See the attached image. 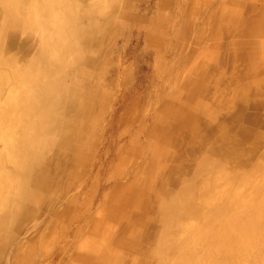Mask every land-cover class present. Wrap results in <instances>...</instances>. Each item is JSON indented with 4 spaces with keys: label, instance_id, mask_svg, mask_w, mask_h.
<instances>
[{
    "label": "rangeland",
    "instance_id": "rangeland-1",
    "mask_svg": "<svg viewBox=\"0 0 264 264\" xmlns=\"http://www.w3.org/2000/svg\"><path fill=\"white\" fill-rule=\"evenodd\" d=\"M0 45V264H264V0H0Z\"/></svg>",
    "mask_w": 264,
    "mask_h": 264
},
{
    "label": "bare ground",
    "instance_id": "bare-ground-1",
    "mask_svg": "<svg viewBox=\"0 0 264 264\" xmlns=\"http://www.w3.org/2000/svg\"><path fill=\"white\" fill-rule=\"evenodd\" d=\"M43 5V4H42ZM30 7V6H29ZM44 7H45V5H44ZM28 8V7H27ZM42 8V7H41ZM48 8V7H47ZM42 11H43V9H42ZM28 12V11H27ZM32 12V11H31ZM22 14H23V12H19L18 14H17V16L16 17H18L19 18V22L17 21V22H14L13 24L14 25H18V26H22V24L24 25L25 23H23L24 21H22L21 20V18H22ZM54 14V13H53ZM55 15V14H54ZM25 16V15H24ZM61 16V15H60ZM51 17H52V15H51ZM57 17V16H56ZM24 18V17H23ZM44 18V17H43ZM61 18V17H60ZM50 19V18H49ZM48 19V20H49ZM44 20V19H43ZM48 20H46V21H48ZM76 20V19H75ZM60 23H61V21H60ZM26 26V25H25ZM36 27V26H35ZM34 27V28H35ZM14 28V27H13ZM42 33V32H41ZM46 33H48V32H46ZM6 34V30L5 31H3L2 33H1V35H5ZM9 34V37H10V41L8 42V44H7V46H6V50H11V46L13 45V44H11V43H13L14 42V36L15 35H13V34H10V33H8ZM5 38V37H4ZM29 38V37H28ZM27 38V39H28ZM41 40V39H40ZM42 44V43H41ZM37 46V45H36ZM32 47V46H31ZM2 49H3V46L1 47V45H0V51H2ZM9 56H11L10 54H9ZM10 60H11V58H10ZM9 60V61H10ZM18 68H20V67H18ZM23 69V68H22ZM26 69V68H25ZM33 70V69H32ZM34 81V80H33ZM47 84V83H46ZM30 90H32V89H30ZM73 90V89H72ZM75 92V91H74ZM33 94V93H32ZM46 104L45 103H43V106H45ZM43 108V107H42ZM26 141V140H25ZM25 141H24V139L22 138V143L21 144H19V149H20V154H19V157L22 155V154H25L26 153V151H27V153H28V151L29 150H27V148H26V150L25 149H23V146L25 145V146H27L28 144L27 143H25ZM27 144V145H26ZM30 154H32L33 155V157L35 156V155H37V154H35V153H32V152H30ZM30 160V159H29ZM28 161V160H27ZM34 161V160H33ZM30 162V161H29ZM38 163V162H37ZM31 165H32V163H31ZM30 165V169H29V171H28V176H27V179L29 178V180L31 181L32 180V186H33V188L37 191V194H35V198H38V196L39 197H42V195H43V193H40L39 192V190H41V189H45L47 186H48V183L50 182V177H51V173H50V168H49V166L50 165H48V167H45V166H42L43 167V169H45L46 171H37L38 169H37V167L35 166V165H32L31 166ZM38 167H39V165H38ZM52 171V170H51ZM57 179V178H56ZM48 194V193H47ZM26 215V214H25ZM243 215H244V213H243V209H242V207H240L238 210H235V213H234V215H233V217H232V221H231V223H230V225H233L234 227H237V226H241L240 224L241 223H239V221L243 218ZM24 217H26V216H24ZM23 219V218H22ZM244 219H245V217H244ZM32 223V222H31ZM30 224V223H29ZM26 229H27V227H26ZM220 229H222V228H220ZM219 229V230H220ZM218 230V231H219ZM227 230H228V228L225 226V228L224 229H222V230H220L219 232H221L222 231V233H224V234H222L223 236L224 235H227ZM215 240H216V242H221L220 241V239L218 238H215ZM212 241V240H211ZM93 242V241H92ZM228 242V241H227ZM222 251H226V250H222ZM12 257H13V255H11ZM236 258V257H235ZM234 258V259H235ZM209 259H210V257H209ZM203 260V259H202ZM213 261V260H212ZM237 261V260H236ZM1 262H2V260H1ZM224 263H226V264H228L229 263V258H227V256H225L224 257ZM207 264V263H206ZM209 264V263H208ZM212 264V263H211ZM215 264V263H214Z\"/></svg>",
    "mask_w": 264,
    "mask_h": 264
}]
</instances>
